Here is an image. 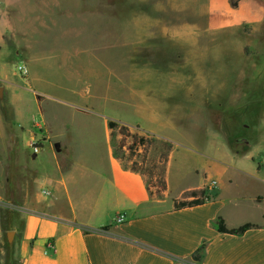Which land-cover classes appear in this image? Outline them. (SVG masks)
Here are the masks:
<instances>
[{"label":"crops","instance_id":"obj_1","mask_svg":"<svg viewBox=\"0 0 264 264\" xmlns=\"http://www.w3.org/2000/svg\"><path fill=\"white\" fill-rule=\"evenodd\" d=\"M67 1L78 0H0V208L21 214V231L12 227L21 264H264V118L261 140L246 153L232 149L210 121H197L219 141L212 153L100 112L90 87L57 96L52 115L45 71L57 64L71 79L79 75L73 56L82 29L55 18L62 9L73 15ZM203 10L207 31L264 21V0H241L237 9L230 0H205ZM110 121L176 145L164 199L151 198L144 177L116 159ZM34 142L49 151L41 172V152H29ZM196 189L206 191L205 204L174 208L175 199ZM218 218L228 229L256 228L221 234ZM203 244L202 260L194 261Z\"/></svg>","mask_w":264,"mask_h":264},{"label":"rangeland","instance_id":"obj_2","mask_svg":"<svg viewBox=\"0 0 264 264\" xmlns=\"http://www.w3.org/2000/svg\"><path fill=\"white\" fill-rule=\"evenodd\" d=\"M204 2L78 0L71 6L67 1L73 15L62 9L55 18L82 29L73 56L79 75L71 79L57 64L45 71L47 91L55 96L51 114L57 96L90 87L92 106L112 118L191 140L192 146L213 153L219 141L207 135L206 127L196 126L197 121H210L232 149L250 151L263 135L259 128L264 118V21L207 31ZM11 67L18 71L17 63ZM95 127L99 136L105 135L102 125ZM164 151L159 143L151 148L143 167L149 182L151 173L161 176L158 157ZM29 152L33 153L31 147ZM48 153L44 148L37 155L35 168L40 172ZM136 155L127 154L124 162L142 163L143 150ZM9 211L0 208V263L21 264L20 235L14 232L10 243L8 233L12 227L21 231L22 218Z\"/></svg>","mask_w":264,"mask_h":264},{"label":"trees","instance_id":"obj_3","mask_svg":"<svg viewBox=\"0 0 264 264\" xmlns=\"http://www.w3.org/2000/svg\"><path fill=\"white\" fill-rule=\"evenodd\" d=\"M240 2L241 0H230V5L234 9H237L240 5ZM109 128L111 130V146L116 159H118L125 170L131 171L133 173H138L144 177L146 181V187L151 198L160 200L164 199L165 192L167 190L166 165L171 152L174 150L173 144L163 138H156L150 135L133 133L129 127L125 125L120 126L118 123L113 121L109 122ZM118 136L121 137L119 141H117ZM128 140H130L131 142L130 145H128ZM155 143H159L160 145H162L165 150L158 157V163L162 164L163 168L160 177H155V174L151 173L152 179L151 182H149L146 172L143 171V167L145 166L144 164L147 161L151 148ZM139 149L143 150L142 163L133 162L131 166L126 164L124 162L126 155L128 154L131 157H135L137 156L136 152ZM152 168L156 169L157 166L153 165ZM152 188H154L155 191H153ZM207 200L208 197L204 189L190 190L183 193L180 199L174 200V208L176 210H180L184 208L197 207L205 204ZM216 228L217 231L221 234L242 236L248 230L256 228V225L248 223L235 229H228L224 220L222 218H218V220L216 221ZM204 249L205 244L201 245L200 248L193 254L194 261L199 262L202 260V253Z\"/></svg>","mask_w":264,"mask_h":264},{"label":"built area","instance_id":"obj_4","mask_svg":"<svg viewBox=\"0 0 264 264\" xmlns=\"http://www.w3.org/2000/svg\"><path fill=\"white\" fill-rule=\"evenodd\" d=\"M18 72H20V73H22L24 75L28 74V70H27V68L24 65L18 66ZM31 147H32L33 152H34L35 155H37V154H39L41 152V149L42 148L40 147V144L39 143L34 142V143L31 144ZM214 185H215V182H212L209 186H214ZM43 193L45 195L48 194V192L45 191V190L43 191ZM124 219H125V217L124 216H121V217H118V220L117 221L119 223H121V222L124 221Z\"/></svg>","mask_w":264,"mask_h":264},{"label":"water","instance_id":"obj_5","mask_svg":"<svg viewBox=\"0 0 264 264\" xmlns=\"http://www.w3.org/2000/svg\"><path fill=\"white\" fill-rule=\"evenodd\" d=\"M0 90H1V89H0ZM1 92H2V91H1ZM0 95H2V93H1ZM13 237H14V232H9V233H8V240H9L10 243L13 242Z\"/></svg>","mask_w":264,"mask_h":264}]
</instances>
